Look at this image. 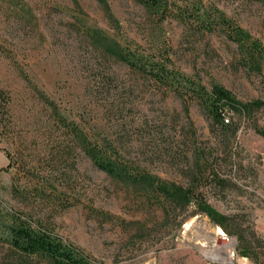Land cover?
<instances>
[{"label":"rangeland","instance_id":"rangeland-1","mask_svg":"<svg viewBox=\"0 0 264 264\" xmlns=\"http://www.w3.org/2000/svg\"><path fill=\"white\" fill-rule=\"evenodd\" d=\"M190 2L223 14L261 56L223 34L162 21L132 0H0V92L10 100L0 149L35 167L0 172V212L44 224L99 264H256L239 255L234 237L217 236L207 216L167 212L146 186L99 171L81 144L47 157L48 145L65 140L48 100L86 138H119L127 160L163 181L187 186L213 166L218 179L204 180L206 200L264 247V0ZM125 47L165 49L181 74L253 107L238 108L227 116L231 131L214 134L197 102L184 104L129 69L119 59ZM0 264H15L2 243Z\"/></svg>","mask_w":264,"mask_h":264},{"label":"trees","instance_id":"trees-1","mask_svg":"<svg viewBox=\"0 0 264 264\" xmlns=\"http://www.w3.org/2000/svg\"><path fill=\"white\" fill-rule=\"evenodd\" d=\"M132 1L150 9L155 17L162 21L171 17L192 34L220 33L231 42L241 43L248 49L250 55L261 56V50L256 46H249L241 30L233 26L223 14L217 11L208 10L202 13L201 7L194 2L191 3L190 0L183 1L181 4L176 0ZM212 14L214 15L211 16ZM119 59L148 83L179 96L185 101L184 104L197 102L214 122V134L231 131L232 125L227 116L237 111L238 108L240 112L246 113L253 107L240 106L231 93L223 87L214 85L208 90L195 80L181 74L171 67L169 53L165 49L157 51L156 54L147 55L139 50L125 47L119 51ZM9 102V97L0 92V130L3 131L0 133V144L3 142L2 137L10 135V132H7L10 127L3 125L2 121ZM46 103L52 111L53 122L63 125L65 136L63 142L56 141L55 145H48L47 157L57 158L66 148L65 144L69 147L75 142L79 143L86 156L99 171L131 184L146 186L152 198L167 212L169 209L176 208L181 209L183 213H188L187 218L198 214L207 216L227 236L236 239L240 256L251 258L256 264H264L263 241L257 234L243 227L236 217L219 214L206 200L201 190L202 186L208 185L204 183V180L210 176L218 179L213 166L209 169V176H206L207 170H199L187 186L163 181L144 169L142 170L136 163L127 160L123 155V147L119 138L105 137L90 140L85 137L78 125L73 122L70 125L67 124L66 118L58 114L53 103H49L48 100ZM255 106L259 108L261 104H255ZM114 108L118 112L119 107ZM118 113L121 114V111ZM0 151L8 161L7 167L0 168V172H9L12 168L21 166L31 170L35 168L32 166L33 162L26 160L20 153L11 155L5 150L0 149ZM0 243L12 252L15 264H34L35 262L40 264H99L81 249L57 236L44 224L34 222L31 218L18 213L0 212Z\"/></svg>","mask_w":264,"mask_h":264},{"label":"bare ground","instance_id":"bare-ground-1","mask_svg":"<svg viewBox=\"0 0 264 264\" xmlns=\"http://www.w3.org/2000/svg\"><path fill=\"white\" fill-rule=\"evenodd\" d=\"M216 235L217 236H224V233H223V231L221 230V229H218V232L216 233ZM227 247H231V245L229 244V245H226Z\"/></svg>","mask_w":264,"mask_h":264},{"label":"crops","instance_id":"crops-1","mask_svg":"<svg viewBox=\"0 0 264 264\" xmlns=\"http://www.w3.org/2000/svg\"><path fill=\"white\" fill-rule=\"evenodd\" d=\"M4 165L7 166V165H8V161H7V163L4 164ZM4 165L2 164V165H0V167H4Z\"/></svg>","mask_w":264,"mask_h":264},{"label":"built area","instance_id":"built-area-1","mask_svg":"<svg viewBox=\"0 0 264 264\" xmlns=\"http://www.w3.org/2000/svg\"><path fill=\"white\" fill-rule=\"evenodd\" d=\"M226 123H228V121L226 120Z\"/></svg>","mask_w":264,"mask_h":264}]
</instances>
